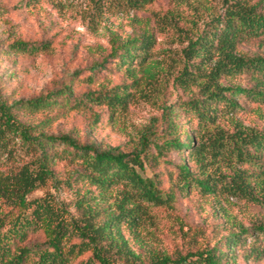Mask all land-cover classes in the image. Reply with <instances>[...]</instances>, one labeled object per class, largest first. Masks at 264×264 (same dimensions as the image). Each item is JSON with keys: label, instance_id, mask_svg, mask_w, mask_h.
<instances>
[{"label": "rangeland", "instance_id": "1", "mask_svg": "<svg viewBox=\"0 0 264 264\" xmlns=\"http://www.w3.org/2000/svg\"><path fill=\"white\" fill-rule=\"evenodd\" d=\"M130 1L0 0V98L9 106L16 105L12 114L22 125L32 127L34 135L69 136L80 145H93L100 151L131 154L146 150V159L162 189L169 194L174 192L175 198L173 206L148 207L144 219L137 220L136 228L121 226L120 234L135 261L150 264L157 255L175 259L215 248L225 253L227 249L221 244L224 245V239L231 233L247 230L249 235L241 238V250L235 248L236 259H224L222 263L264 264V256L243 255L260 241L256 229L264 227L263 172L250 164L240 166L234 158L226 156L228 143L236 134H264V102L240 97L235 100L238 107L232 109L223 102L204 98L206 79L201 77L215 66L219 59L216 53L209 60L200 58L193 62H198L192 70L194 86L186 89L177 83L189 67L186 51L191 42L213 32L216 19L225 15L228 6L223 0ZM258 1L248 0L247 5ZM141 35L151 37L149 50L137 54L131 67H116L122 54L118 48L128 38ZM17 43L28 44L36 52L28 55L24 49L16 51L13 45ZM234 54L246 59L263 56L264 38L242 40ZM95 65L101 67L90 82L88 77ZM218 85L220 89L255 88V82L247 76L222 79ZM62 89L70 91V97L77 102L85 100L88 93L120 95L126 101L124 106L103 102L74 111L63 102L59 109L35 111L27 107L30 100ZM195 100L203 101L197 110ZM199 112L210 119L202 121ZM192 132L199 135L198 143L215 135L223 137L227 147L225 157L221 158L224 160L213 162L210 174L214 178L235 170L246 171L251 175V198L228 196L221 190L214 196L199 189L188 194L180 192L177 167L187 154L184 152L182 156L166 148V143L174 139L189 141L186 135ZM7 139L0 146V174L38 166L41 152L27 148L18 137ZM63 150L61 144L46 147L52 178L29 199L48 196L77 219L88 206L87 202L81 204V198L86 196L93 204L96 200L100 210L118 214L119 201L127 195L125 188L115 185L101 196L88 182L75 179L83 167L60 159L65 158ZM261 160L264 163V154ZM128 202L127 208L136 205L143 210L146 205L134 194ZM21 214L23 210L19 207L0 201V217L8 224ZM47 239L41 232L31 236L27 244H42ZM260 247L264 248V244ZM113 254L117 264H126L125 257ZM89 256L84 255L72 264H84ZM196 264L205 263L198 259Z\"/></svg>", "mask_w": 264, "mask_h": 264}, {"label": "trees", "instance_id": "2", "mask_svg": "<svg viewBox=\"0 0 264 264\" xmlns=\"http://www.w3.org/2000/svg\"><path fill=\"white\" fill-rule=\"evenodd\" d=\"M248 0H223L228 6L225 15L216 19V28L206 36L191 42L186 51L189 67L177 79L181 88L188 89L194 86L192 76L198 62L202 58L209 60L215 53L219 59L208 73L202 75L206 79L203 85V95L206 100L215 99L223 102L232 109L238 105L235 100L240 97L249 98L254 102H264V55L246 59L238 58L234 53L236 46L242 40L249 38H264V1L260 0L255 5H247ZM131 3L130 0H128ZM136 3L139 0L135 1ZM152 46L149 35L128 38L118 49L122 51L116 67H131L137 60V54H145ZM15 50L24 49L31 55L36 52L28 44L17 43ZM116 49L115 52L118 50ZM117 55L114 60H117ZM101 66L91 68L92 74L88 77L91 82L93 73ZM191 69V70H190ZM198 71V70H197ZM200 75V74H199ZM247 76L255 82V88L244 90L240 87L220 89L218 82L222 79H236ZM207 92V93H206ZM70 91L65 89L47 93L27 102V107L35 111L59 109L61 102L70 106V110H78L88 104H103L110 102L117 106H124L126 97L120 95L104 96L102 94L88 93L85 100L73 99ZM226 93L227 95H224ZM209 94V95H208ZM62 98V101L59 100ZM74 102V103H73ZM194 110L201 107L203 101L195 100ZM16 105H8L0 98V146L6 144L8 137H18L27 148L41 152V161L36 168L24 166L17 172L0 174V201L9 206L19 207L23 214L10 224L0 217V264H72L84 255H90L84 264H117L114 252L123 258L126 264H143L135 261V255L127 247L126 241L120 234L123 225L136 228L138 221L146 216L148 207L173 206L174 192L170 194L161 187V182L154 172L149 159H146V150L125 154L117 150L100 151L93 145H80L69 136L48 137L43 134L34 135L32 127L22 125L12 114ZM202 121L210 117L199 112ZM193 133V132H192ZM196 133L186 135L189 141L181 142L174 139L166 143V148L175 152H186L187 157L178 165V175L181 181L180 192L188 194L192 189H199L205 195L214 196L218 190L232 197H252V185L246 171L235 170L232 174L212 178L209 166L218 162L227 148L221 135H215L198 143ZM146 138V137H144ZM229 141L226 155L234 158L240 166L250 164L255 170L263 172L264 163V134L246 135L242 132L232 137ZM61 144L64 147L60 159L79 163L83 170L75 174V179L81 183L88 182L100 195H104L111 187L122 185L127 195L119 202L118 214L113 211L100 210L96 200L94 204L86 196L81 198V204L87 202L80 218L70 217L68 211L58 206L50 197L30 200V196L39 188H44L52 178V171L48 169L46 147ZM226 147V148H225ZM147 148V147H146ZM187 158V159H186ZM146 160V161H145ZM192 164L190 166L189 164ZM194 167L195 170L192 171ZM261 174V173H260ZM202 176L203 178H200ZM131 194L145 202L143 210L139 206L127 208ZM127 205V206H126ZM82 208V207H81ZM260 234V241L243 253L247 258L264 256V227L256 229ZM44 232L48 237L42 244L29 246L27 243L31 236ZM249 235L247 230L240 233H231L224 239L227 251L224 253L219 248L207 250L203 253L180 255L173 259L167 256H156L150 264H196L203 260L205 264H223V260H235V248L241 250V238ZM72 242L71 245H68ZM220 244V245H221ZM197 257L196 260L193 258ZM199 257V258H198Z\"/></svg>", "mask_w": 264, "mask_h": 264}]
</instances>
